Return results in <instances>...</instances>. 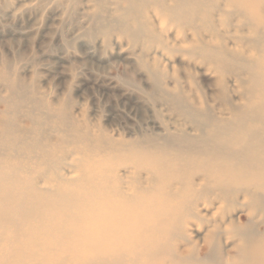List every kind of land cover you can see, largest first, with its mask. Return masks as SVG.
<instances>
[{
    "label": "bare ground",
    "instance_id": "6f19581e",
    "mask_svg": "<svg viewBox=\"0 0 264 264\" xmlns=\"http://www.w3.org/2000/svg\"><path fill=\"white\" fill-rule=\"evenodd\" d=\"M117 1L122 18L110 31L133 41L144 33L166 46L149 10L178 33L192 30L186 54L222 77L227 113L188 104L175 83L166 97L200 135L128 139L79 124L66 106L61 127L47 111L21 118V86L9 84L0 113V264H264V0L250 10V0H226L231 11L221 0ZM233 11L247 30L231 46L213 16L228 25ZM239 71L246 76L235 103L225 77Z\"/></svg>",
    "mask_w": 264,
    "mask_h": 264
},
{
    "label": "rangeland",
    "instance_id": "374dc122",
    "mask_svg": "<svg viewBox=\"0 0 264 264\" xmlns=\"http://www.w3.org/2000/svg\"><path fill=\"white\" fill-rule=\"evenodd\" d=\"M225 3L220 1L221 8L231 11ZM261 4L262 0H250L249 10ZM120 5L117 0H0V113L5 108L2 97L15 83L21 86V118L25 110L47 111L58 116L51 124L61 127L64 118L58 111L66 106L79 124L92 130L99 125L114 137L128 139L162 138L169 132L200 135L197 123L175 112L166 97L175 83L188 104H205L218 114L222 109L227 113L222 77L199 57L186 54L183 38L190 40L192 30L178 33L176 24L164 25L149 10L147 17L166 46L150 41L144 33L133 41L110 31L111 24L122 18ZM233 12L228 25L219 13L213 16L231 46L247 30L242 22L247 20ZM204 35L209 39L208 33ZM241 50L248 55V46ZM239 72L225 77L235 103L242 102L239 93L246 76V71ZM154 74L158 82L152 79ZM49 134L56 138L59 132L50 128ZM119 172L129 175L128 168Z\"/></svg>",
    "mask_w": 264,
    "mask_h": 264
}]
</instances>
